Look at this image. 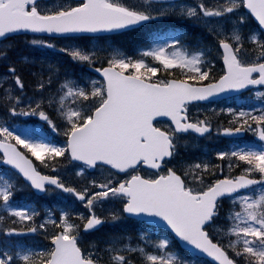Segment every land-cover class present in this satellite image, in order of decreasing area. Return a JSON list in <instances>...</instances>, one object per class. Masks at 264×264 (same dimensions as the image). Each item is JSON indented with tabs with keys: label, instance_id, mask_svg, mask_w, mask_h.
<instances>
[{
	"label": "snow or ice",
	"instance_id": "obj_1",
	"mask_svg": "<svg viewBox=\"0 0 264 264\" xmlns=\"http://www.w3.org/2000/svg\"><path fill=\"white\" fill-rule=\"evenodd\" d=\"M171 17L191 21L215 43L205 46L200 38L190 49L185 43L188 35L185 32L172 30L163 36L153 33L138 50L139 58L127 56L111 46L75 43L103 38L96 34L131 31L148 22ZM250 17L255 18L259 29L245 32ZM21 32L48 34L74 42L59 49L43 39L34 38L30 43L58 50L74 64L94 68L103 82L93 80L89 86L49 64L39 73L33 96L28 97L17 68L9 65L8 74L0 77V107L9 118L38 117L53 133H58V125L45 110L47 104L65 122L63 135L67 143L55 146L47 137H22L14 133L5 119L0 122V152L3 153L0 162L16 169L41 193L59 190L80 201L89 212L86 217L76 216L85 233L99 230L105 224H116L126 216L152 218L153 223L158 218L181 242L211 257L216 264H238L235 257L242 258L245 264H264V143L217 154L218 159L229 161V168L246 166L234 178L216 179L206 185L205 176L214 174V168L219 166L204 161L187 165L183 176L177 174L175 167L163 171L178 155L181 134L193 132L203 136L210 131L206 120L190 121L189 103L207 100L228 90L264 86V0H193L192 3L188 0H78L74 6L68 3L45 8L39 0H0V39ZM213 48L222 53L224 75L219 80L201 83L209 79L210 71L203 69L211 64L208 57ZM8 55L6 49L0 48V60H7ZM147 58L159 67L151 66ZM97 63L107 66L95 67ZM177 69L180 78H176ZM160 72L172 78L161 79ZM54 81L59 82V88L56 93L45 96L44 92ZM256 95L260 97L264 93ZM68 99L72 106L66 104ZM228 111L234 117L232 123L238 126L223 129V134L253 131L264 142V110L260 115ZM158 117L168 118L171 125L163 129L156 126ZM17 146L45 168L63 157L69 164L82 165L77 176H83L86 169L115 172L108 171L102 181L92 179L88 186L77 189L65 184L59 176L42 175L34 160ZM141 165L153 170L152 174L140 175ZM52 170L57 171L55 167ZM121 173L130 178L117 180ZM255 174L259 175L258 179L254 178ZM257 185L258 189L253 188ZM242 189L256 194H242ZM16 191V184L0 174V207L21 221L33 220L35 211L30 214L27 209L11 206ZM222 198L230 199L233 205L239 203L241 208L230 212L231 223L226 231L217 228L218 232L235 237L226 247L214 243L207 231L216 223ZM108 201H118L122 209L98 215L97 206L103 207ZM141 222L149 223L147 219ZM47 223L61 229L51 238L50 251H0V264H133L131 255L137 252L144 264H199L195 257L183 259L172 254L167 240L151 243L146 233L139 239L150 243L154 252L147 251V243L145 247H134L125 236L113 235L103 248L93 243L85 255L78 246L81 224L71 222L70 212H62L59 223L48 219L39 228L44 229ZM27 231L35 233L38 229L30 227ZM13 234L23 233L16 229L5 232L9 236Z\"/></svg>",
	"mask_w": 264,
	"mask_h": 264
},
{
	"label": "rangeland",
	"instance_id": "obj_2",
	"mask_svg": "<svg viewBox=\"0 0 264 264\" xmlns=\"http://www.w3.org/2000/svg\"><path fill=\"white\" fill-rule=\"evenodd\" d=\"M188 2L189 3H192L193 2V0H188ZM69 2H61V1H57V2H55V3H51V5H43L42 6V8H45V7H54V6H56V5H59V4H65V5H67ZM242 12H243V10H241ZM166 19H175V20H177V21H184V20H178V19H176L175 17H171V18H166ZM158 22V21H157ZM160 22H162V21H160ZM191 22V21H190ZM249 24V23H248ZM249 29H251L250 28V26L248 27V28H246L244 31L245 32H248L249 31ZM172 30H177V31H179L178 30V28H174L173 26H170V27H166V28H164V30L163 31H161L160 32V34L163 36V33L164 32H167V31H172ZM181 32H185V30H180ZM253 31H255V30H253ZM166 38V37H165ZM196 42H197V40H195V41H192L191 42V44H189V46L190 47H192V48H194V46L196 45ZM90 43H92V41L90 42ZM186 43V42H185ZM69 44H71V43H64V44H58V45H56V49H59L60 47H65V46H68ZM188 43H186V45H187ZM22 45H23V43L22 42H17L16 43V46L18 47V48H20V47H22ZM92 45H97V46H99V47H106V45L103 43V42H101V41H97V42H94V43H92V44H88V46H92ZM212 44H205V46H211ZM81 46H84V45H81ZM144 45H142L141 47H143ZM112 47H114V48H118V47H116L115 45L114 46H112ZM141 47H134V49L132 50V52H131V54H126L127 56H131V57H134V58H139V56H138V50L141 48ZM42 48V47H41ZM44 50H46V51H49V52H51L53 49H48V48H43ZM118 49H120V48H118ZM55 51H58V50H55ZM124 53V52H123ZM47 57H49V56H45V58H44V60H41V63H40V69L42 70H46L47 68H48V66H49V64H51V63H48V61H45V59L47 58ZM213 57H216V53H215V49L213 48L212 49V53H211V56L210 57H208V59H210L211 60V64H210V66H212V62H213ZM68 58V57H67ZM147 62L151 65V66H157V67H159V65H157L154 61H152L151 60V58H147ZM52 65V64H51ZM54 65L56 66V63H54ZM59 65H60V70H61V72L63 73V72H65L66 71V68L68 67V65L65 63V61H64V58H62V61L59 63ZM41 70H40V72H41ZM178 70V69H177ZM204 70V69H203ZM179 71V70H178ZM2 73V71H0V74ZM4 76H6V75H0V77H4ZM76 80H78V81H81V82H86V83H88L89 84V86L91 85V81H93V80H95V81H99V82H101L100 80H98V79H96V78H94V77H92V76H90V75H81L79 78H75ZM102 83V82H101ZM59 88V82L58 81H54V83L47 89V91H45L44 92V95L45 96H48V95H52V94H54V93H56V91H57V89ZM33 96V95H32ZM255 96H257L256 94H255ZM261 97V96H260ZM66 104L68 105V106H72V102H71V99H68L67 101H66ZM225 104H226V102H225ZM223 104V105H219V106H215V108H220V109H217V110H214V109H211L213 106H210V107H207V108H204V109H199V108H195V113H197V112H202V111H209L210 109L212 110L211 111V113H214V114H216V115H218V114H220V112L221 113H223V112H227V110H223V109H229V108H231L233 105L234 106H236V105H238V106H240V107H245L246 105H248V104H250L249 103V101H243V99H239V100H236L234 103H232V102H228V104ZM225 105V106H224ZM48 107H47V104H45V110L47 111L48 109H47ZM243 109V111H245V112H251V110H248V109H245V108H242ZM247 110V111H246ZM262 110H264V105L262 106ZM261 110V111H262ZM4 111H5V109L4 108H2V107H0V122H3V120H4V118H2V114L4 113ZM52 111H53V116H54V118H55V120H56V124H60L61 123V126L63 125V127H66V124H65V122L59 117V114L52 108ZM6 112V111H5ZM48 112V111H47ZM31 118V117H30ZM32 118H36V117H32ZM18 119H22V117H14V118H12V120H9L8 121V126L14 131V133L15 134H20V135H22V137L24 136V135H32V136H34V137H38V138H42V137H47L48 138V140H51V138L49 137V130H48V134H46V133H44L42 130H41V128L39 127V126H37L36 124H32V123H30L29 121H28V119H29V117H24L22 120H27L25 123H23V122H18L17 120ZM31 125H34V127H36V129L35 128H33V127H31ZM62 130H64L65 128H61ZM254 146H256V144L253 142V141H251V140H248L247 142H243V143H240V144H238V145H234V144H232V145H229V149H227V150H225V151H222V150H220L219 149V151L218 150H216V149H201V154L199 155V156H197V157H191L189 160H185L183 163H181V165H183V167H184V169L187 167V165H189V164H194V163H196V162H201V161H204V162H207V163H210L211 165H213L214 164V160H215V158H217V154L218 153H220V152H231L232 150H239L240 148H245V147H254ZM180 150H181V143H179L178 144V155L180 156ZM26 151V150H25ZM186 154H189V152L187 151V150H185L184 151ZM235 163H238V162H236L235 161ZM222 169H224L223 167H222ZM79 170V168H71L70 170H68L67 172H66V175L69 177V178H71L72 180H74L75 182H78L79 184H80V188H81V190L84 188V187H86V186H88V182L90 181V180H92V179H98V177H102V178H105L107 175H108V172H106V171H101V170H99L98 171V173H96V175L95 176H93V178H89L86 174H84L83 176H77L76 175V172ZM226 170H229V168L227 167L226 168ZM217 172V170H215L214 169V173H216ZM86 180V181H85ZM83 181H85L84 183H83ZM251 193V192H250ZM250 193L249 194H247V195H250ZM255 194L256 193H254V192H252L251 193V195L250 196H255ZM51 197H53V195L52 194H49L48 195V198H51ZM54 197H56V198H59V196L58 195H54ZM115 201H108V202H106L104 205H103V207H100V206H97V208H96V211L97 210H99V211H102L103 213H108L109 211H112V204L114 203ZM78 203V202H77ZM77 203H76V205H77ZM228 204H229V207H228V210H226V212H225V216H223V218H221V220H223V221H219V222H217V225L215 226H213L212 228H211V230L213 231V237H215L216 239H218V240H220V241H223L224 239H225V234H224V232H218L217 231V228H223L225 231L227 230V227L229 226V224L231 223L229 220H228V216H229V214H230V212L234 209L235 211H240L241 210V208H240V204L239 203H237V204H235V206L233 205V203H232V201H229L228 202ZM2 205V204H1ZM78 205H80V206H83L84 207V205L83 204H78ZM12 206V205H11ZM13 207V206H12ZM15 208V207H14ZM15 209H17V208H15ZM70 209L71 210H73L74 212L72 213V215L75 217V216H77V212H76V210L78 209V207H75V203L74 202H72L71 203V207H70ZM227 209V208H226ZM17 210H20V209H17ZM116 210V209H115ZM0 231L2 230V224H1V220H4L5 218H7V214L9 215V213L6 211V210H4L2 207H0ZM49 214L50 213H47L46 212V215H43V216H41V218L39 219V221H37V223L35 224V227H37V229H38V231L36 232V234H39V235H43V236H48L49 235V232L53 229V227H54V225L52 224V223H47L46 224V227L44 228V229H40L39 228V225L40 224H42V223H45V221L46 220H48V219H52V220H54L53 218H51V217H48L49 216ZM60 215H61V213H59L58 214V217L55 219V221L57 222V223H59V218H60ZM9 216H11V215H9ZM3 234L5 235V231L3 232ZM6 237H9V238H11V239H13V237L14 236H9V235H5ZM127 239V238H126ZM230 239H235V237H228V241L230 242ZM163 240V239H162ZM131 241V244H132V246H134V247H145L146 245H145V241H141L139 238H138V240H130ZM12 246H13V250H11V251H9V253H12V252H14L15 250H23V249H29V248H26L25 246H23V245H21L18 241H12ZM150 245H148L147 244V248L149 247ZM6 249H8L9 250V248H7V247H5ZM147 251L149 252V250L147 249ZM155 250L154 249H152L151 251H150V253L151 252H154ZM134 254H138L139 255V259H140V262H139V264H141V263H144V261H143V257L140 255V253L139 252H137V253H134ZM172 254H174V253H172ZM174 255H176V254H174ZM177 256V255H176ZM137 257V256H136ZM179 257V256H178ZM238 258V260H240V262L242 263V264H245V261L242 259V258H240V257H237Z\"/></svg>",
	"mask_w": 264,
	"mask_h": 264
},
{
	"label": "water",
	"instance_id": "obj_3",
	"mask_svg": "<svg viewBox=\"0 0 264 264\" xmlns=\"http://www.w3.org/2000/svg\"><path fill=\"white\" fill-rule=\"evenodd\" d=\"M247 11V10H246ZM253 19H254V21H255V18L254 17H252ZM257 22V21H256ZM258 23V22H257ZM30 33V32H29ZM102 34V33H101ZM98 75L100 76V74L98 73ZM102 77V76H101ZM103 78V77H102ZM250 86H248V87H246V88H249ZM246 88H244V89H246ZM244 89H239V90H228V91H226V92H223V93H220V94H218V95H215V96H212V97H210L209 99H207V100H203V101H193V102H191V103H194V102H207V101H210V100H213V99H216V98H224V97H227V96H232V95H234V94H238V93H240V91H242V90H244ZM156 121H170V120H168V118H166V117H158L157 118V120ZM171 122V121H170ZM193 133V132H192ZM195 135H198V136H201V135H199V134H197V133H194ZM2 153V152H1ZM2 155H3V153H2ZM79 163V162H78ZM7 166H9V167H11L12 168V166H10V165H7ZM144 167V166H143ZM15 172H17L18 173V171L16 170V169H14V168H12ZM19 174V173H18ZM20 176H22L21 174H19ZM23 177V176H22ZM24 179V178H23ZM25 180V179H24ZM26 181V180H25ZM26 182H28V181H26ZM29 184H30V182H28ZM35 190V189H34ZM36 191V193L37 194H41V192H39L38 190H35ZM133 218V217H132ZM137 219V218H136ZM141 219H147L148 221H149V223L150 224H155V225H159L160 227H163V228H165V229H168L162 222H159L158 221V218H156V222L155 223H153L152 222V218H141ZM140 219V220H141ZM168 230H170V229H168ZM174 234V233H173ZM174 237H175V235H174ZM175 239H176V241L180 244V246L182 247V248H184V249H187L189 252H191V253H194V254H196V255H199V256H203V257H206V258H208L210 261H212V262H215V261H213L212 260V258L211 257H208L206 254H202V253H199L198 252V250H194L191 246H188V245H186V243H184V242H181L180 240H179V238H176L175 237Z\"/></svg>",
	"mask_w": 264,
	"mask_h": 264
},
{
	"label": "bare ground",
	"instance_id": "obj_4",
	"mask_svg": "<svg viewBox=\"0 0 264 264\" xmlns=\"http://www.w3.org/2000/svg\"><path fill=\"white\" fill-rule=\"evenodd\" d=\"M25 82L28 87H31L32 85H34L32 88L33 90L32 92H34L36 88V84H37V78L29 70H28V73H25Z\"/></svg>",
	"mask_w": 264,
	"mask_h": 264
},
{
	"label": "trees",
	"instance_id": "obj_5",
	"mask_svg": "<svg viewBox=\"0 0 264 264\" xmlns=\"http://www.w3.org/2000/svg\"><path fill=\"white\" fill-rule=\"evenodd\" d=\"M165 75H166V74L162 75V77L165 76ZM176 78H177V76H176ZM174 247H175V249H177V246H176L175 244H174Z\"/></svg>",
	"mask_w": 264,
	"mask_h": 264
}]
</instances>
